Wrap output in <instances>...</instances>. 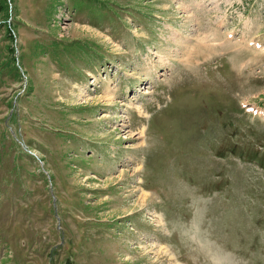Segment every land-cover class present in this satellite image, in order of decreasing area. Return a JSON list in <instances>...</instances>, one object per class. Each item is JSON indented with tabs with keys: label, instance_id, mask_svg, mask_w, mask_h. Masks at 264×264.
Listing matches in <instances>:
<instances>
[{
	"label": "rangeland",
	"instance_id": "obj_1",
	"mask_svg": "<svg viewBox=\"0 0 264 264\" xmlns=\"http://www.w3.org/2000/svg\"><path fill=\"white\" fill-rule=\"evenodd\" d=\"M8 7L0 264H264V0Z\"/></svg>",
	"mask_w": 264,
	"mask_h": 264
},
{
	"label": "trees",
	"instance_id": "obj_2",
	"mask_svg": "<svg viewBox=\"0 0 264 264\" xmlns=\"http://www.w3.org/2000/svg\"><path fill=\"white\" fill-rule=\"evenodd\" d=\"M9 5H11V0H1L0 7L5 10L6 13L10 12Z\"/></svg>",
	"mask_w": 264,
	"mask_h": 264
},
{
	"label": "bare ground",
	"instance_id": "obj_3",
	"mask_svg": "<svg viewBox=\"0 0 264 264\" xmlns=\"http://www.w3.org/2000/svg\"><path fill=\"white\" fill-rule=\"evenodd\" d=\"M202 42H204V41H202ZM191 52V51H190ZM107 92H109L110 93V91H107ZM110 95L112 96V93H110ZM111 101V100H110ZM142 134H143V132H142ZM150 196V194H144V201H147L148 200V197ZM220 263V262H219Z\"/></svg>",
	"mask_w": 264,
	"mask_h": 264
}]
</instances>
